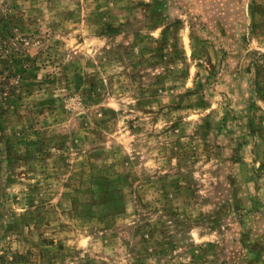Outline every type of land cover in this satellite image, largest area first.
Wrapping results in <instances>:
<instances>
[{
    "label": "rangeland",
    "instance_id": "1",
    "mask_svg": "<svg viewBox=\"0 0 264 264\" xmlns=\"http://www.w3.org/2000/svg\"><path fill=\"white\" fill-rule=\"evenodd\" d=\"M0 264H264V0H0Z\"/></svg>",
    "mask_w": 264,
    "mask_h": 264
}]
</instances>
